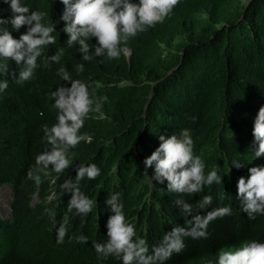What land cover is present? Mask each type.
I'll use <instances>...</instances> for the list:
<instances>
[{
	"label": "trees",
	"instance_id": "16d2710c",
	"mask_svg": "<svg viewBox=\"0 0 264 264\" xmlns=\"http://www.w3.org/2000/svg\"><path fill=\"white\" fill-rule=\"evenodd\" d=\"M25 3L33 10H48L46 19L57 21V43L47 54L63 46L65 55L59 64L38 67L33 79L22 85L3 77L9 86L0 94V186H10L12 200L10 217H0V264H120L111 256L98 258L93 247L94 241L106 239L110 213L104 199L115 191L150 248L175 223L184 225L190 219L173 205L178 196L193 202L211 193L210 210L218 206L217 193H223V203L232 204L233 215L213 221L207 239L185 238V249L167 264H205L221 247L264 240V216L249 219L235 198L237 179L248 175V167L264 164V155L247 162L253 118L264 104V0H179L162 23L127 41L129 56L91 61H82L75 47H67L60 0ZM0 15H12L4 0ZM6 27L16 38L26 30ZM78 63L85 64L83 73H76ZM9 64V73L18 72L14 61ZM61 66L73 79L89 83L94 97L106 95L108 100L103 115L91 113L81 129L92 141H81L71 150L74 163L94 162L101 168L95 180L81 181V190L96 207L87 216L69 214L68 234L58 244L56 225L45 209H54L56 221L62 220L71 194L62 193L60 185L74 179L75 169L56 173L49 168L39 173V183L26 174L35 166V156L50 147L42 125L56 120L48 92L65 83L57 74ZM183 127L192 130L194 152L205 160V171L218 165L223 179L222 185L206 187L191 198L168 192L166 182L153 188L145 174L153 170L143 165L158 145L159 134ZM237 158L246 162L239 169L231 165ZM80 234L88 237L86 243L75 240Z\"/></svg>",
	"mask_w": 264,
	"mask_h": 264
},
{
	"label": "clouds",
	"instance_id": "9594fccd",
	"mask_svg": "<svg viewBox=\"0 0 264 264\" xmlns=\"http://www.w3.org/2000/svg\"><path fill=\"white\" fill-rule=\"evenodd\" d=\"M4 3L9 6L12 15H0V94L9 86V80L3 77L10 76L16 84L22 85L33 79L38 67L59 64L65 55L63 46L47 54L49 46L57 43V21L46 19L49 17L48 10H33L25 0H4ZM60 3L63 10L59 20L64 22L67 47H75L82 61H91L95 57L117 59L123 53L129 56L130 50L125 47L127 41L162 23L179 0H60ZM8 24L13 30H19L21 26H25L26 30L16 38L6 27ZM10 60L19 66L18 72H8ZM84 70V63L76 64L77 74ZM57 74L65 83L48 92L57 110L56 120L50 126L42 125L43 138L50 147L35 156V166L26 175L39 183V173L49 168L56 173H62L70 166L75 169L74 179H65L60 185L62 193L71 194L62 220L56 221L54 209H45L53 225H56V243L62 244L69 231V214L87 216L96 207V201L81 190V181L86 178L95 180L101 168L94 162L74 163L75 153L71 150L81 141H92V136L81 132V129L91 113L103 115V104L108 97H94L89 90L90 84L82 79H73L64 66L57 69ZM252 136L247 162L264 155V104L253 118ZM158 140L155 149L143 159L144 169L153 170L151 175L145 171L153 188L166 182L168 192L186 194L191 198L193 194L202 193L206 187L223 184L218 165L205 171V160L194 152L190 128L183 127L170 135L161 133ZM245 163L238 158L231 160V165L237 169ZM247 172L246 177L242 175L236 181L235 198L239 202V211L246 213L249 219H255L257 215L264 216V164L250 166ZM224 198L223 193H217L215 200L218 206L208 210L214 202L211 193L193 202L178 196L173 205L181 215L190 219H185L184 225L175 223L150 248L146 235H138L136 226L127 218L121 193L112 192L104 199L106 210L110 213L105 225L106 239L94 241L93 247L98 258L111 256L120 264H167L173 254L185 249V238L207 239L209 225L213 221L233 215L232 204L223 203ZM75 240L86 243L88 237L80 234L75 236ZM205 264H264V240L247 239L238 245L221 247L215 258L205 261Z\"/></svg>",
	"mask_w": 264,
	"mask_h": 264
},
{
	"label": "rangeland",
	"instance_id": "374dc122",
	"mask_svg": "<svg viewBox=\"0 0 264 264\" xmlns=\"http://www.w3.org/2000/svg\"><path fill=\"white\" fill-rule=\"evenodd\" d=\"M56 181H54L55 183ZM12 200V189L8 185L0 186V217H10V202Z\"/></svg>",
	"mask_w": 264,
	"mask_h": 264
}]
</instances>
